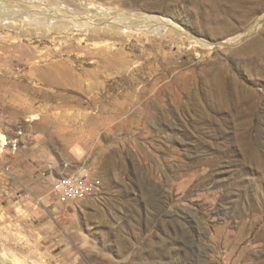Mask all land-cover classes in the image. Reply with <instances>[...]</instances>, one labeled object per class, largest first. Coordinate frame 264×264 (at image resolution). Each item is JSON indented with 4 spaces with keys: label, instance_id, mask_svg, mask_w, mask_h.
Returning <instances> with one entry per match:
<instances>
[{
    "label": "rangeland",
    "instance_id": "rangeland-1",
    "mask_svg": "<svg viewBox=\"0 0 264 264\" xmlns=\"http://www.w3.org/2000/svg\"><path fill=\"white\" fill-rule=\"evenodd\" d=\"M89 1L169 19L217 40L215 52L134 37L94 66L54 72L67 86L44 88L51 96L12 84L29 82L19 54L0 68V260L264 264V27L226 48L233 31L211 21L242 37L252 22L226 0ZM42 42L24 44L53 49ZM80 172L92 190L59 204L51 182Z\"/></svg>",
    "mask_w": 264,
    "mask_h": 264
},
{
    "label": "bare ground",
    "instance_id": "bare-ground-1",
    "mask_svg": "<svg viewBox=\"0 0 264 264\" xmlns=\"http://www.w3.org/2000/svg\"><path fill=\"white\" fill-rule=\"evenodd\" d=\"M1 1L5 3L0 2V30L6 33L0 34V68L5 67L12 57L19 54L17 56L19 61L29 67V82L23 80L12 84L22 90L31 91L36 96L46 93L51 96L44 88L65 91L67 84L63 80L64 77L57 78L54 72L61 71L66 77L73 71L70 64L94 66V63H98L96 59L107 54L114 55L116 46H121L134 37L157 40L174 37L178 45H187L196 56L209 55L208 60L216 49L217 40L195 38L169 19L115 12L89 0ZM226 3L229 4L228 9L235 14L238 13L242 20L250 17L252 19L247 30L241 34L245 35L243 37L238 35L237 28H233L231 23L224 20L211 21L214 30L229 34L233 31L226 46L230 48L237 46L244 37L253 35L264 27V4L255 0H226ZM33 39L40 42L50 40L53 49L40 50L37 47L28 49L29 46L26 48L24 41L30 42ZM88 42L94 43L88 46ZM66 56L68 58L65 59ZM58 58L59 60H56ZM88 60L90 62L86 63ZM95 100L94 97H90L88 101L91 103ZM39 119L37 113L29 117V121ZM92 127L90 129H93ZM7 144V139L0 132L1 150ZM0 264L6 263L0 260ZM9 264L20 263L12 259Z\"/></svg>",
    "mask_w": 264,
    "mask_h": 264
},
{
    "label": "built area",
    "instance_id": "built-area-1",
    "mask_svg": "<svg viewBox=\"0 0 264 264\" xmlns=\"http://www.w3.org/2000/svg\"><path fill=\"white\" fill-rule=\"evenodd\" d=\"M51 193L61 205L75 204L85 197L93 188L90 176L87 173H74L56 178L51 182ZM28 201L26 194L18 197V203L24 207Z\"/></svg>",
    "mask_w": 264,
    "mask_h": 264
}]
</instances>
